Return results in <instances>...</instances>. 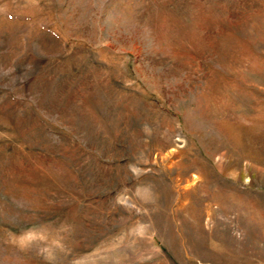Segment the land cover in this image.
Returning <instances> with one entry per match:
<instances>
[{"label":"rangeland","instance_id":"374dc122","mask_svg":"<svg viewBox=\"0 0 264 264\" xmlns=\"http://www.w3.org/2000/svg\"><path fill=\"white\" fill-rule=\"evenodd\" d=\"M0 264H264V0H0Z\"/></svg>","mask_w":264,"mask_h":264}]
</instances>
